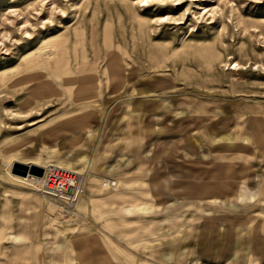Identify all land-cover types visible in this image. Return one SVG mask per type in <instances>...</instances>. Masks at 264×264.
I'll list each match as a JSON object with an SVG mask.
<instances>
[{
	"label": "rangeland",
	"instance_id": "1",
	"mask_svg": "<svg viewBox=\"0 0 264 264\" xmlns=\"http://www.w3.org/2000/svg\"><path fill=\"white\" fill-rule=\"evenodd\" d=\"M0 264H264V0H0Z\"/></svg>",
	"mask_w": 264,
	"mask_h": 264
},
{
	"label": "built area",
	"instance_id": "2",
	"mask_svg": "<svg viewBox=\"0 0 264 264\" xmlns=\"http://www.w3.org/2000/svg\"><path fill=\"white\" fill-rule=\"evenodd\" d=\"M40 190L67 212L75 208L83 194L82 184L73 172L53 166L44 170Z\"/></svg>",
	"mask_w": 264,
	"mask_h": 264
},
{
	"label": "bare ground",
	"instance_id": "3",
	"mask_svg": "<svg viewBox=\"0 0 264 264\" xmlns=\"http://www.w3.org/2000/svg\"><path fill=\"white\" fill-rule=\"evenodd\" d=\"M43 168H42L43 170L48 169V168H45V167H43ZM58 168H60V167H58ZM14 177L18 181L32 183L31 186L36 187V188H38V191H41L40 190V180H41L42 176L38 177V176H35V175H28L27 177H19V176H14ZM107 186H109V185H107ZM46 197H48V196H46Z\"/></svg>",
	"mask_w": 264,
	"mask_h": 264
},
{
	"label": "water",
	"instance_id": "4",
	"mask_svg": "<svg viewBox=\"0 0 264 264\" xmlns=\"http://www.w3.org/2000/svg\"><path fill=\"white\" fill-rule=\"evenodd\" d=\"M44 170L41 167L33 166V167H23V175H35L38 177L43 176Z\"/></svg>",
	"mask_w": 264,
	"mask_h": 264
}]
</instances>
